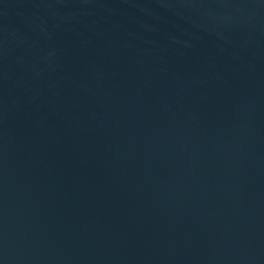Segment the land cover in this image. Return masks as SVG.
Listing matches in <instances>:
<instances>
[{
    "label": "water",
    "instance_id": "water-1",
    "mask_svg": "<svg viewBox=\"0 0 264 264\" xmlns=\"http://www.w3.org/2000/svg\"><path fill=\"white\" fill-rule=\"evenodd\" d=\"M0 264H264V0H0Z\"/></svg>",
    "mask_w": 264,
    "mask_h": 264
}]
</instances>
